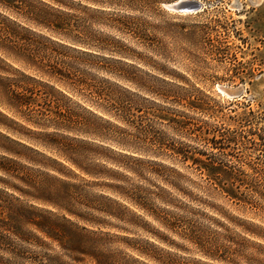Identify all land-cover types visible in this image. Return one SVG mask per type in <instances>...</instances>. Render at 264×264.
I'll list each match as a JSON object with an SVG mask.
<instances>
[{"label": "trees", "instance_id": "16d2710c", "mask_svg": "<svg viewBox=\"0 0 264 264\" xmlns=\"http://www.w3.org/2000/svg\"><path fill=\"white\" fill-rule=\"evenodd\" d=\"M79 1L87 4L82 9L87 18L78 17L75 13L78 9L69 0H41L37 2L40 9L27 5L25 11L28 20L47 31L57 41L14 23H7V19L6 23L0 25V56L17 67L13 69L10 77L0 76V107L35 131H39V135L48 139L42 143L45 149L54 152L61 160L91 179H104L116 183L121 181L116 173L106 170L97 163L98 161L137 174L108 157L107 153L134 161H137L135 157L128 153L143 152L154 158L179 157L183 162L191 161L198 178V182L190 183L192 192L180 187L178 182L182 178L181 174L173 169L168 170L175 175L173 178L175 182L168 179H163V182L187 199L189 204L216 210L209 200L222 197L230 199L234 194V190L226 187L221 179L223 176L229 177L231 185L235 181V174L215 161L223 149L221 142L199 121L196 122L184 113L168 107L173 105L194 114L204 115L207 109L201 92L189 87L185 78L156 67L147 57L117 47L121 45L117 39L98 38L89 31L86 24L128 37L141 47L166 59L169 57L159 53L160 47L163 51L165 48L156 36L157 33L168 37L177 36L183 41H196L200 45L198 51L205 50L215 59L222 58L221 55L225 54L223 45L224 48L228 46L226 42L221 45L218 40L211 39L212 33H217L216 25H212V22L190 26L172 23L153 25L134 15L161 13L160 5L169 0ZM17 2L0 0V5L5 9L13 7L17 11L22 10V7L17 6ZM111 9L113 11L119 9L126 14L114 13ZM35 11H39L41 15L38 13L34 15ZM213 42L217 43V46L213 45ZM100 54L111 57L109 59L100 57L98 56ZM100 60L104 64L100 65ZM123 60L131 61V64ZM138 66L149 68L156 76L142 73ZM90 71L105 77L97 80ZM0 73L9 72L0 68ZM142 75L151 78V82ZM175 80L179 84H174ZM125 86L149 99L133 93ZM68 95L87 105L89 109L79 108L85 114H79L68 106L71 101ZM160 103L165 106H161ZM157 126L172 130L178 137L195 143L201 149L192 148L190 145H176L175 142L157 141L156 136L159 134L156 131ZM63 134L80 135L100 143H109L122 152H114L102 145L72 139ZM135 145L144 146L145 151L136 149ZM0 171L7 172L1 167ZM261 182L264 184V181ZM63 185L65 198L61 204L51 203L48 199L38 196L31 197L36 201L51 204L57 210L86 223L100 224L96 220L75 213L76 203H81L93 212L131 227H137V221L149 226L147 221H144L147 218L162 230V233H157L142 229L157 243L170 249L187 251L174 241L173 238H176L195 247L206 259L229 262L220 254V246L209 239L202 224L193 219V217L205 219V215L193 212L187 205L178 206L171 200L165 201L157 197L163 206L169 208L160 209L152 204L149 194L139 188L127 190L116 184L103 185L110 196H100L98 199H103L106 203L99 206L92 200L82 197L84 191L80 186L67 183ZM260 187L264 190L261 185ZM130 208L140 212L141 216ZM0 214H4L0 215V264L29 262L24 246L42 247L45 244L42 238L58 242L63 250L70 253H78L95 260L97 258L82 242L84 236L71 226H67L68 221L65 218V223L59 224L52 220L50 212L24 208L14 210L5 208ZM136 252L154 264H182Z\"/></svg>", "mask_w": 264, "mask_h": 264}, {"label": "rangeland", "instance_id": "374dc122", "mask_svg": "<svg viewBox=\"0 0 264 264\" xmlns=\"http://www.w3.org/2000/svg\"><path fill=\"white\" fill-rule=\"evenodd\" d=\"M17 1V6L22 7V10L17 11L13 7L5 9L0 5V25L6 23L5 19H7V23H14L44 37H51L47 31L28 20L25 11L27 5L40 9L37 2L41 0ZM69 1L78 9L75 12L78 17L87 18V15L82 13L83 7L87 6L86 3L79 0ZM177 1L169 0L162 3L161 13L156 15L147 13L134 15L153 25L172 23L190 26L212 22V25H216L217 33H212L211 39L218 40L221 45L226 42L228 46L224 48L223 45L225 54L221 55L222 58L215 59L205 50L198 51L197 48L200 45L196 41H183L177 36L168 37L157 33L156 36L165 48L163 51L160 47L159 53L169 57L166 59L141 47L128 37L116 35L107 29L88 23L86 26L98 38L117 39L121 44L117 47H123L121 49L132 50L144 58L147 57L148 61L153 62L156 67L185 78L189 87H194L201 92L207 109L204 115L194 114L173 105L168 107L184 113L196 122L199 121L221 142L223 149L215 161L235 174L233 185L230 184L229 177L223 176L221 179L226 187L234 190L233 197L209 200L216 210L189 204L187 199L166 185L163 179L175 182L173 179L175 175L168 170L173 169L181 174L182 178L178 182L180 187L192 192L190 183L198 182V178L191 161L183 162L179 157L154 158L143 152L128 153L132 154L137 161L124 159L114 153L106 154L137 174L105 164L103 161H96L106 170L116 173L121 181L116 183L104 179H91L61 160L54 152L45 149L42 143L47 142L48 139L39 135V131H35L0 107V167L7 171H0V213L5 208L13 210L24 208L50 212L52 220L59 224H64L65 218L68 221L67 226H71L82 234L84 245L97 256L95 260L78 253H70L63 250L58 242L42 238L45 243L42 247L24 246L25 253L29 257V262L25 264H96L97 262L99 264H154L139 256L136 251L171 263L178 261L182 264H264V190L260 187L261 185L264 188L261 182L264 181V0H192L203 6L201 11L193 14L173 13L165 8V5L168 6ZM111 10L114 13L126 14L119 9ZM204 10L206 13H203ZM35 13L41 15L39 11H35L34 15ZM53 40L57 41L56 38ZM213 45L217 46V43L213 42ZM204 46L210 47V45ZM98 56L108 59L111 57L106 54ZM0 60H2L0 68L9 72L8 74L0 73V76L10 77L13 69L17 67L1 56ZM123 61L131 64V61ZM102 64H104L103 61L100 65ZM138 68L142 73L156 76V73L147 67L138 66ZM90 72L97 80L105 77L94 71ZM142 76L151 82V78ZM174 84L179 82L175 80ZM189 87L185 86V88ZM221 88L232 90L240 88L241 94L238 97H230L221 92ZM141 96L149 99L147 96ZM67 97L71 100L68 106L79 114H85L79 108L89 109L76 97L70 95ZM56 98H59L58 95ZM160 105L165 106L161 103ZM156 131L159 133L156 136L157 141L175 142L176 145H190L192 148L201 149L195 143L178 137L172 130L157 126ZM63 135L93 142L114 152H122L109 143H100L89 137ZM134 147L145 151L144 146L135 145ZM254 177L259 181H256ZM63 183L80 186V189L84 191L82 197L92 200L99 206L106 203L105 200L98 199L100 196H110L103 185L116 184L127 190L139 188L149 194L152 204L160 209L169 210L157 197L165 201L171 200L178 206L187 205L193 212L205 215V219L197 217L193 219L202 224L209 239L220 246V254L229 262L206 259L195 247L176 238H173L174 241L187 251L170 249L157 243L155 239L142 231L146 228L162 233V230L147 218L144 221H147L149 226L137 221V227H131L93 212L81 203H76L75 213L96 220L100 224L86 223L84 220L57 210L51 204L36 201L31 197L38 196L48 199L51 203L61 204L65 198ZM194 194L197 193L194 192ZM117 201L129 207L126 203L118 199ZM130 209L141 216L140 212ZM39 236L43 237L40 234Z\"/></svg>", "mask_w": 264, "mask_h": 264}, {"label": "water", "instance_id": "95a60500", "mask_svg": "<svg viewBox=\"0 0 264 264\" xmlns=\"http://www.w3.org/2000/svg\"><path fill=\"white\" fill-rule=\"evenodd\" d=\"M165 8L173 13H179V14H193L201 11L203 9V6L201 3L197 1L192 0H178L177 2H174L170 5H165ZM221 92L229 95L230 97H238L241 94V89H226L221 88Z\"/></svg>", "mask_w": 264, "mask_h": 264}]
</instances>
